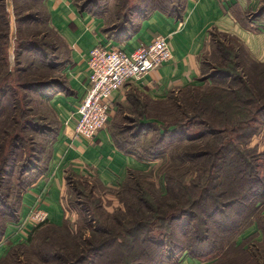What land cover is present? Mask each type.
<instances>
[{"label":"rangeland","instance_id":"rangeland-1","mask_svg":"<svg viewBox=\"0 0 264 264\" xmlns=\"http://www.w3.org/2000/svg\"><path fill=\"white\" fill-rule=\"evenodd\" d=\"M146 1L148 5L152 6V1ZM81 2V4L90 2V8L95 13L103 14L109 22L113 23L124 16L130 7L142 4L144 0H81ZM261 2L264 5V0ZM4 3L9 20V35L7 43L4 44V46L6 45L7 58L3 62L5 60L6 62L1 63L0 66L2 67L0 85L12 87L16 94L15 105L11 109L6 108V113L4 111L0 117V158L13 151L17 162L15 173L9 175L8 181L5 179L3 187L4 193H11L9 194V196L12 195L10 202L15 206L19 201L16 196L19 193V187L23 189L25 185L32 182L38 171L43 170L50 155L53 138L51 130L56 128L55 109L50 104V98L41 97L35 91L36 87L32 86L38 82L60 78L61 68L56 71L55 65L64 63L67 50L43 15L39 1L5 0ZM180 4L181 2L177 3L175 7L178 8ZM29 14L31 21L24 23L22 20L19 24V20ZM29 43H35V48L30 51L25 49ZM238 46L236 40L226 35L216 34L214 36L204 56L205 72L210 74L206 76L205 85L176 93L165 102L152 104V122H154L152 135L140 143L141 152L147 144L150 145L151 140H155L158 136L157 131L162 127L185 126L191 132H198L208 127L207 124L218 126V122H220L218 113L221 111L217 109L218 101L214 96H211V93L218 87L230 86L236 89L241 87V83L236 80L230 84L218 77L217 73L221 69V72H225L232 67L228 61L230 55L223 51L224 48H235L233 55H236L237 75L247 79V82L251 78V82L254 83L252 89L254 95L257 96L259 90L264 91V77L254 76V65L244 54L242 47ZM38 48L44 53L42 54L41 50L38 51ZM50 89L45 86L43 92L48 93ZM33 125L38 126V129H35L36 127ZM127 125L128 122L125 124V120L121 119L118 121L117 129L119 127L124 129ZM174 145L165 148L166 151L162 149L160 151L162 157L156 159L155 164L152 162L151 169L139 174L141 181L132 184L134 186L140 184L145 194L149 195L152 206L147 205L143 200H138L137 195L130 193L125 187L109 190L101 188L95 183L75 181L70 185L65 200L68 211L65 223L67 226L46 225L42 227L31 241L17 245L19 248L16 249V252L14 251L17 262L12 264H163L169 246H167L168 249L166 246L159 245L152 246L150 249L148 244L140 249L136 247L135 252L130 255V263H128L123 261L121 255L128 254V249H122L123 252L116 249L106 251V253L98 252L104 254L99 258L95 257L98 254L93 255L95 253H92L87 242L101 241L103 233L108 229L125 232L131 226H136L137 222L144 220L147 223L139 225L140 231L136 242L137 245H143L146 230L150 228L153 234L157 235L163 234L171 226L165 222L166 216L176 209L174 204H177L178 207L182 204V199L179 200L178 196L181 185L177 182L174 183L177 186L175 193L173 190L172 192L168 191L167 188L170 184L167 187L165 183V172L172 165L170 152H173L171 149ZM180 149L178 146L176 150ZM26 158H30L31 163L28 162V164H33L31 165L33 167L36 165L38 171L34 169L29 174L24 170L20 172V166ZM173 165L181 171V163L177 162ZM228 185L232 186L231 183ZM182 201L187 205V200L183 199ZM257 205L259 212L253 216L255 225L252 234H244L241 231L233 232L237 236V244L240 245L244 239L246 248L219 258L210 256L212 258L201 259L203 263L199 264H264V201ZM1 217L0 214V223L2 222ZM226 217L230 222L234 221L233 224L241 221L239 215L234 216L229 213L226 214ZM241 224L243 225V223ZM101 225L104 227H102L103 229ZM176 227L174 228L176 229ZM213 235L215 232H210V236ZM186 238H182V235L179 234L176 242L181 247L182 245L186 246ZM210 242L212 241L210 240ZM201 246L203 245L200 244L199 247ZM90 254L94 256L93 259L89 258ZM176 255L174 254L173 262L168 264H179V261L183 259L182 251ZM54 256H59L58 260H55ZM81 258L87 260L82 262ZM108 259L114 260L111 262Z\"/></svg>","mask_w":264,"mask_h":264},{"label":"crops","instance_id":"crops-1","mask_svg":"<svg viewBox=\"0 0 264 264\" xmlns=\"http://www.w3.org/2000/svg\"><path fill=\"white\" fill-rule=\"evenodd\" d=\"M81 3L43 2L48 23L67 50L60 74L67 90L55 89L50 99L58 127L56 137L46 167L22 194L18 222L7 226L0 241V262L11 248L26 243L35 228L26 221L30 209L39 207L48 212L50 224L64 225L68 215L65 200L76 180L115 190L122 188L128 178L151 169L152 162H156L142 160L118 145V121L123 119L126 124L138 119L152 123V104L205 85L204 56L214 35L219 33L236 40L254 59L264 62V16L255 15L261 0H185L179 16L151 10L136 18L134 28L126 29L123 35L113 29L105 16L94 14ZM160 35L168 36L172 58L113 93L110 122L92 140L77 137V112L90 89L91 50L102 44L132 52L152 44ZM261 121L264 123V118ZM246 139L245 148L264 154V126L255 133L249 132ZM254 225L244 234L251 235ZM182 257L179 264L203 263L187 252Z\"/></svg>","mask_w":264,"mask_h":264},{"label":"trees","instance_id":"trees-1","mask_svg":"<svg viewBox=\"0 0 264 264\" xmlns=\"http://www.w3.org/2000/svg\"><path fill=\"white\" fill-rule=\"evenodd\" d=\"M37 1H39L42 6L44 10H42L43 15L48 22L46 8L43 5L44 0ZM79 1L81 2V0ZM150 1H152V6L148 5L147 1L144 0L142 4H136L132 8L130 7L129 11L115 22H109L108 18L107 20L110 25H113V29L119 30L120 35H123L126 29L134 28V21L136 18L146 16L151 10L159 9L171 15L179 16L185 3V0ZM4 2L5 0H0V11L2 12L0 16V66L1 63L3 64L6 62V60L3 62L4 59L7 58L6 45L4 46V44L7 43L9 35V20L7 18L6 5ZM179 2H181V4L176 8L175 5ZM83 5L85 9H88L94 14L104 16L101 13H95L90 8V2H84ZM255 15L264 16L263 3L260 5ZM22 20L24 23L30 22V14L21 18L19 24ZM238 45V47H242L241 49L244 51L246 57L254 65V76L264 77V62L257 61L247 52L244 46L239 43ZM34 48L35 43H29L25 49L30 51ZM37 50L40 51L41 49L38 48ZM223 51L232 56H228L230 67H232L228 68L225 72H221V69L217 73L218 77H221L230 84L234 83L233 80H236L241 83V87L236 89L230 86H223L224 88L218 87L211 93V96H214L216 101H218L217 109L221 111L218 113L220 122H218L217 127L214 126V124H207L209 125L208 127L198 132H191L187 130L185 126L169 125L162 127L157 131L158 136L155 140H151L150 145L147 144L143 148L142 152L144 154L140 151V143L152 135V124L154 122L151 123L134 119L128 122V125L124 127V129L119 127L115 132V138L119 146L126 149L128 153L135 154L145 161H155L159 159L162 157L160 153L162 149H167L176 144L171 149L173 152H170L172 165L168 167L165 172V183L167 187L170 184L169 188H167L168 191L172 192L173 190L175 193L177 186L174 185V183H179L181 185V194L179 192L178 195L179 200H187V205H185L182 200L180 207L174 204L173 206L176 209L166 216V220L164 219L167 225L169 224L171 226L169 228L166 227L168 229L165 230L163 234L159 233L157 235L153 234L150 228L146 230L143 245H137L136 242L140 231L139 225L147 223L144 222V220L137 222L138 224L136 226H131L126 229L125 232H116L112 229L106 230L105 233H103L104 236L101 238V241L87 242L91 251H93L92 253H95L93 255L98 254V256L95 257L101 258L104 254L100 253H106V251L109 250L116 249L123 252L122 249H128V254L121 255L124 262L130 263V255L135 252L136 247L140 249L142 246L148 244V248L151 249L152 246L155 247L159 245L169 246V249L167 247V255H165V261L163 262V264H168L169 262H173L174 254L178 255L181 251L182 255L187 252L195 258L209 259L208 257L210 256L219 258L227 256L233 251L246 248L244 239L240 245L237 244V236L233 232L241 231L245 233L251 225H254L255 221L253 216L259 212V206L257 204L264 201V154H259L255 149L245 148L248 141L246 137H248L249 132L253 131L255 133L264 126V123L261 121L264 118V91L259 90L258 95L255 96L252 90L254 83L253 81L251 82V78L247 82V79L237 75L236 55H233L235 48H224ZM43 53L44 52H42V54ZM62 65L63 64L55 65L56 71H58ZM1 68L2 67H0V70ZM209 75V73L205 72L204 79L206 80V76ZM45 86H48L49 89L51 88L48 93L43 92ZM32 87H36L34 88L35 91L46 99H51L54 92H56L55 89L57 90L62 87V89L67 90L65 83H63L61 78L57 77L50 81L35 83ZM15 94L16 92L12 87L0 85V95L2 96L0 99V117L4 111L6 113V108L11 109L13 105H15ZM54 123L56 128L51 130L53 135L52 144L58 129L55 120ZM257 123H259L260 126H256ZM34 127L38 129V126ZM178 146L181 148L179 151L176 150ZM48 159L46 160L44 168L47 165ZM0 160L1 241L7 226L12 223H17L19 220V206L22 194L27 187L37 179L43 170L38 171L37 167H35L36 165L33 167L31 166L33 164H28V162L31 163L30 158H26L22 166H20V172L24 170L25 173L29 174L32 170L36 169L38 173L35 174L32 182L25 185L23 189L19 187V193L16 195L19 200L18 205L14 206L10 202L12 195L9 196V194L11 193H4L3 191L5 179L8 181L9 175L16 171L17 162L14 158L13 151H10L5 156L3 155ZM177 162L181 163V171L173 165ZM140 178L141 175L128 178L123 187L130 193L132 192L137 195L138 200H143L147 205L152 206V201H150L148 197L149 195L145 194L140 184H136L135 186L132 185L134 182L141 181ZM69 181H73V176L69 177ZM76 182L88 183L80 179L79 181L76 180ZM230 183L232 186L228 185ZM229 213L234 214V216L239 215L241 221L237 224H233L235 223L234 221L230 222L227 217L225 218L226 214ZM65 223L64 225L67 226ZM241 223H243V225ZM46 225L55 226L50 224L49 220L38 224L28 236L27 243ZM175 226H177L176 229L174 228ZM102 227L101 225V228ZM212 231L215 232V235L211 237L210 232ZM179 234L182 235V238L187 237L186 246L182 245L181 247L176 242ZM210 240L212 242H210ZM200 244L203 246L199 247ZM18 248L19 246L11 248L8 255L0 264L16 263L17 259L15 260V258H17V256L14 255V251L16 252ZM91 255L92 254L89 255V258L93 259L94 256ZM58 257L54 256L55 260H58ZM81 260L84 262L87 259L81 258ZM113 260L109 261L112 262Z\"/></svg>","mask_w":264,"mask_h":264},{"label":"built area","instance_id":"built-area-1","mask_svg":"<svg viewBox=\"0 0 264 264\" xmlns=\"http://www.w3.org/2000/svg\"><path fill=\"white\" fill-rule=\"evenodd\" d=\"M168 36L160 35L132 52L96 45L90 52V89L77 112L75 134L92 140L111 119L113 93L130 80L140 79L172 58ZM49 220L47 211L34 207L26 221L34 226Z\"/></svg>","mask_w":264,"mask_h":264}]
</instances>
